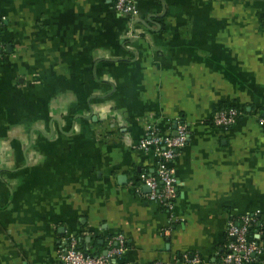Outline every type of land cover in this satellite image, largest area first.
Here are the masks:
<instances>
[{"label": "crops", "instance_id": "0c3cea01", "mask_svg": "<svg viewBox=\"0 0 264 264\" xmlns=\"http://www.w3.org/2000/svg\"><path fill=\"white\" fill-rule=\"evenodd\" d=\"M133 2L129 19L112 0H0V264H56L70 240L102 256L115 237L111 264H214L227 221L264 217V0ZM177 122L168 211L143 197L157 158L134 145Z\"/></svg>", "mask_w": 264, "mask_h": 264}, {"label": "built area", "instance_id": "2783aa9c", "mask_svg": "<svg viewBox=\"0 0 264 264\" xmlns=\"http://www.w3.org/2000/svg\"><path fill=\"white\" fill-rule=\"evenodd\" d=\"M112 9L120 16L132 19L136 12L133 0H112ZM1 23V21H0ZM1 48V44H0ZM237 110L223 108L216 111L211 119L214 127L226 129L238 116ZM257 123L264 128V117L257 116ZM188 139V129L182 122H177L171 134L161 135L154 126H147L144 135L134 145L140 151H152L157 161L151 173L137 175L138 186L145 187L144 198L170 210L176 197L177 182L173 176L170 161L177 155ZM256 227L250 235V229ZM264 233V217L242 215L229 220L225 226V243L222 252L214 264H248L260 253V239ZM250 235V236H249ZM114 242V245L111 244ZM107 251L102 256H88L76 248L73 240L61 251L56 264H111L124 251L123 241L115 237L108 242ZM113 245V246H112ZM180 261L199 264L194 255L183 254Z\"/></svg>", "mask_w": 264, "mask_h": 264}, {"label": "trees", "instance_id": "16d2710c", "mask_svg": "<svg viewBox=\"0 0 264 264\" xmlns=\"http://www.w3.org/2000/svg\"><path fill=\"white\" fill-rule=\"evenodd\" d=\"M254 230H257V228H256V227H252V228L250 229V232H249L250 235L252 234V232H253ZM250 235H249V236H250ZM262 237H263L262 239H264V233H263V236H262Z\"/></svg>", "mask_w": 264, "mask_h": 264}]
</instances>
